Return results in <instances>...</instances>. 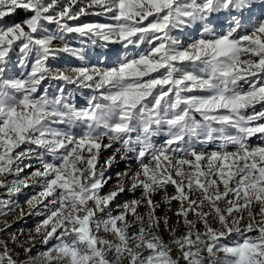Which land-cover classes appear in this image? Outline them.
Instances as JSON below:
<instances>
[{
	"label": "snow or ice",
	"instance_id": "6c2138e0",
	"mask_svg": "<svg viewBox=\"0 0 264 264\" xmlns=\"http://www.w3.org/2000/svg\"><path fill=\"white\" fill-rule=\"evenodd\" d=\"M253 138L264 0H0V264H264Z\"/></svg>",
	"mask_w": 264,
	"mask_h": 264
},
{
	"label": "rangeland",
	"instance_id": "374dc122",
	"mask_svg": "<svg viewBox=\"0 0 264 264\" xmlns=\"http://www.w3.org/2000/svg\"><path fill=\"white\" fill-rule=\"evenodd\" d=\"M23 13L21 12L18 16L15 17L16 20H20L21 18H23ZM82 19L84 20H101L103 22V18H98V17H83ZM195 33H193L194 35ZM73 44L75 45L76 42L73 41ZM93 62H95V60L93 59ZM58 65H64V64H69V65H76L79 63V61L72 59V58H67L65 60H61V61H57L55 62ZM245 87H247L245 85ZM260 106L257 105V110H259ZM160 142H162V138L160 140ZM253 142L254 143H264L262 141H258L255 138H253ZM109 155L108 152L104 153V156ZM125 165L123 162L117 164L116 166H114L113 169H111V173L113 174V181L115 180V175L114 173L116 171H122L124 169ZM30 171V170H27ZM107 190V189H106ZM37 191V189H27L24 191L23 194H21L20 196L16 197V199H18L19 203L23 206L24 211L27 212L28 211V207L26 204V200L28 197H30L31 195L35 194V192ZM169 191L171 192L172 189L170 188ZM131 195H127L124 197L120 198V203H123L124 200L126 199H131ZM157 199H159V197H157ZM43 217H38V216H25L23 219H19V212H15V213H10L7 217L4 218H0V226H2L4 224V221L7 220V222L9 224L12 225V227L9 229L10 232H14L17 233L18 235H20L21 240H23L25 237L29 236L32 231L34 230L36 224L42 219ZM102 235L105 236V238L111 240L113 239V237L111 236V234H104L102 233ZM169 239V237L167 235H165V241L167 242V240ZM44 246L41 244H37V249H43Z\"/></svg>",
	"mask_w": 264,
	"mask_h": 264
}]
</instances>
